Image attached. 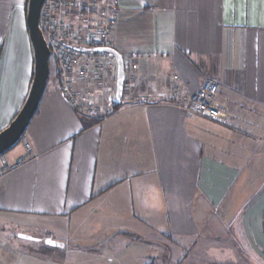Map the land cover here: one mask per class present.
Instances as JSON below:
<instances>
[{
    "label": "crops",
    "instance_id": "1",
    "mask_svg": "<svg viewBox=\"0 0 264 264\" xmlns=\"http://www.w3.org/2000/svg\"><path fill=\"white\" fill-rule=\"evenodd\" d=\"M110 1L116 78L120 59L130 91L97 122L64 100L52 72L21 148L0 157L18 163L0 175V264H145L141 247L117 239L146 236L150 253L163 222L179 242L161 254L223 237L234 241L214 252L264 264V0ZM26 4L0 0V131L32 78ZM205 79L220 85L219 120L175 107ZM207 246L192 241V260L176 264L199 263Z\"/></svg>",
    "mask_w": 264,
    "mask_h": 264
},
{
    "label": "built area",
    "instance_id": "2",
    "mask_svg": "<svg viewBox=\"0 0 264 264\" xmlns=\"http://www.w3.org/2000/svg\"><path fill=\"white\" fill-rule=\"evenodd\" d=\"M112 7L110 0H45L39 20L50 52L49 66L51 65V69L53 67V77L60 94L77 112L87 116L98 114L102 121L113 114L114 106L119 103L116 89L114 97L108 98L107 103L98 109L86 106L91 104L85 102L83 106L82 99L72 89L74 82L80 81L81 75L89 77L90 80L87 81L90 85L104 84L100 80L102 72L108 71L110 74L113 71L111 36L115 16ZM219 91L218 82L205 79L193 93L186 96L179 94L175 107L187 113L219 120L220 110L214 102ZM24 147L27 151L30 146L25 143ZM0 160V175L18 164H11L5 158Z\"/></svg>",
    "mask_w": 264,
    "mask_h": 264
},
{
    "label": "rangeland",
    "instance_id": "3",
    "mask_svg": "<svg viewBox=\"0 0 264 264\" xmlns=\"http://www.w3.org/2000/svg\"><path fill=\"white\" fill-rule=\"evenodd\" d=\"M113 66V71L109 72L106 71V73L102 72V76L100 78V80H102L104 82V84L101 83H96L95 85H90L88 83L87 80H90L89 77H82L81 75V79L78 83L74 82V86L72 89V92H77L78 97L82 99L83 101V106H85L84 102L86 104H91V105H86V106H92V107H96L98 108H102V106H104L107 101L109 100L108 98H113V94H115V89H116V63ZM142 67H144L142 65ZM7 68L11 71V68L13 70L16 69V62H12L10 64V62L7 65ZM146 68V67H145ZM150 71V68H147ZM52 70L53 67L51 69V65H50V78L48 80L47 83V87L46 90H50L53 88V77H52ZM84 73V72H83ZM82 73V74H83ZM149 74V72H148ZM99 77V75H97V78ZM150 77V76H149ZM126 83L125 85H123L124 88H126L127 91H130V89H128V86L130 85L129 81H128V77H126ZM144 79V78H143ZM97 80V79H96ZM145 80V79H144ZM146 82V80H145ZM88 85V86H87ZM96 86H100V88H97ZM128 96L129 93L126 94V98L128 100ZM125 98V97H124ZM119 104V103H118ZM118 104L116 106H114V109H117ZM84 116H87L83 113ZM88 117H92L94 119L97 120V122H101L102 118L98 116V114L96 116H88ZM101 118V119H100ZM25 136L22 137L21 141L8 153H6V156H9V154H11V152H15L18 151L21 148V142L24 140ZM192 206L189 207L188 211H191ZM170 223V222H169ZM173 224V223H172ZM190 225H192V223H189ZM187 225V224H186ZM195 225H197V223L195 222ZM122 229L123 231L129 233L130 230H127L128 228V222H122ZM161 227V228H160ZM160 227H152V229L149 231L150 236H147L148 241L152 242L154 244V248L153 250H151L152 252H148V248L147 247H143V240H145L146 236H142V237H137V238H131L129 236V234H123L120 238L117 239V243L122 244V245H137L140 249L145 251V255H146V261L145 264H176V260L178 259L177 257H181V255L184 254V256L186 257L185 261H191L193 258V252H192V247H189V245L192 243V241H196V242H202V243H206L208 246V249H210V252H207L206 254H200L201 259L199 260V263L197 262L196 264H223V262L225 263H230L231 261H233V264H246L247 260L252 263V264H256L259 261L260 264V258L253 254V253H241L240 255L242 257L239 256V254L236 253H228L226 251H215L214 250L221 246V245H226L225 243H228L229 241H234V239H230V238H219V239H215L213 241H210V239H206L203 240L204 238L202 236H200V238L196 237H191V238H186L184 239V246L182 248H176L173 247V245L170 246L171 249H173L171 251V253H164L161 254L159 252H157V250L155 249V247H157L158 245H160L161 243H164L165 241H167L169 243V245L171 244V241H174V243L179 242L178 241V235H177V231L175 230L176 228H166L168 230H165V223H161ZM173 227V226H172ZM262 227L264 230V220H262ZM157 229V230H156ZM202 229V228H201ZM241 229V226L238 225L236 227V232L240 235L243 234L241 231H239ZM139 233H142V231H139ZM162 233V234H161ZM167 233L171 234V237L168 238V236L166 235ZM242 236L239 237V239ZM135 239V240H134ZM172 239V240H171ZM246 237H242V244L244 247L246 245ZM241 240V239H240ZM113 241H114V237L107 240L106 244L108 245H113ZM167 243V244H168ZM229 244V243H228ZM156 245V246H155ZM205 245V244H204ZM196 247H194L193 249H195ZM142 254V253H141ZM150 257V258H149ZM168 257V258H167ZM215 261H214V259ZM217 258V260H216ZM216 262V263H213ZM190 263V262H189ZM189 263H183V264H189Z\"/></svg>",
    "mask_w": 264,
    "mask_h": 264
},
{
    "label": "water",
    "instance_id": "4",
    "mask_svg": "<svg viewBox=\"0 0 264 264\" xmlns=\"http://www.w3.org/2000/svg\"><path fill=\"white\" fill-rule=\"evenodd\" d=\"M45 0H27L25 23L32 58V78L24 101L9 124L0 131V157L12 150L22 139L36 114L50 76V52L40 27V11ZM116 97L123 91V67L118 60Z\"/></svg>",
    "mask_w": 264,
    "mask_h": 264
},
{
    "label": "snow or ice",
    "instance_id": "5",
    "mask_svg": "<svg viewBox=\"0 0 264 264\" xmlns=\"http://www.w3.org/2000/svg\"><path fill=\"white\" fill-rule=\"evenodd\" d=\"M26 239H29V240H30L31 237H26ZM47 243H48V244H53V246L63 247L62 245H54V242L51 241V240L47 241Z\"/></svg>",
    "mask_w": 264,
    "mask_h": 264
}]
</instances>
